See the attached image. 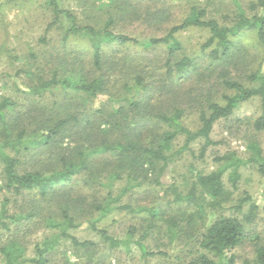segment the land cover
I'll return each mask as SVG.
<instances>
[{"label":"trees","instance_id":"16d2710c","mask_svg":"<svg viewBox=\"0 0 264 264\" xmlns=\"http://www.w3.org/2000/svg\"><path fill=\"white\" fill-rule=\"evenodd\" d=\"M157 1L79 0L81 11L76 13L62 8L59 0H47L53 14L48 29L62 31L63 46L51 78L37 81L28 73L26 83L16 84L25 102H0L4 189L24 200L18 213L10 214L7 199L0 214L5 264H51L62 254L66 258V247L78 264H106L107 249L74 233L93 231L110 251L130 246L134 226L126 239L98 226L115 210L131 208L117 206L118 191L121 196L142 191L150 197L151 206L137 211L148 214L145 233L136 241L147 261L159 255L168 258L147 244L156 230L171 241L185 235L195 239L197 246L187 247L186 264H236V257L228 254L246 242L253 245L255 259L244 264H264V244L250 230L261 205L248 192L236 200L234 192L245 169L255 167L264 174L257 136L264 132V64L249 71L250 53L237 39L251 31L264 45V14L248 15L239 6L234 18L221 23L208 6L194 2L163 37L139 40L116 31L124 20L166 27L173 9ZM255 1L264 10V0ZM192 28L210 35L198 56L189 55L178 36ZM79 41L90 50L72 47ZM136 47L138 51L131 52ZM151 47L166 49L162 67L154 68L144 54ZM234 69L241 75L233 76ZM192 75H199L202 83L207 79L210 87H195V95L181 94L182 83ZM252 100L260 103V115L236 119L251 130L248 158L227 152L215 156L219 167L210 173L190 165L178 182L164 183L187 155L204 160L216 145L215 125L233 119ZM189 109L197 113L196 129L184 122ZM227 172L233 190L226 186ZM227 210L234 212L227 215ZM211 213L217 216L210 219ZM42 230L49 233L30 257L27 239Z\"/></svg>","mask_w":264,"mask_h":264},{"label":"rangeland","instance_id":"374dc122","mask_svg":"<svg viewBox=\"0 0 264 264\" xmlns=\"http://www.w3.org/2000/svg\"><path fill=\"white\" fill-rule=\"evenodd\" d=\"M62 8L71 9L76 13H80L79 0H59ZM159 5L172 8V19L166 24L163 29L143 25L141 23L124 20L123 23H118L116 31L139 40H146L151 37H163L167 32L168 27H172L181 22L189 10V7L194 3H200L202 6H208L214 17L218 18L221 23L226 22L224 19L234 18L238 11V7L242 6L248 15L264 14V10L256 7L255 0H158ZM254 4V5H252ZM53 22V14L48 5L47 0H0V102L4 98H10L19 104L25 101L24 93L17 87L22 83L28 81V73L32 78H51V73L56 64V56L63 50L62 31L57 27L48 29L49 24ZM179 39L182 41L185 51L191 56H198L201 52L202 46L209 38V33L205 30L192 28L181 32ZM44 38L45 40H42ZM238 41L241 45L247 48L248 62L250 63L249 71L258 70L264 64V45H261L254 32H246L239 36ZM75 49L90 50L83 41L72 44ZM110 52L112 47L108 48ZM138 47L131 48V52L138 51ZM31 51L36 57H33ZM144 51V50H143ZM154 65V68L162 67L166 58V49H155L151 47L144 51ZM264 66V65H263ZM165 71V70H163ZM241 75L240 72L233 70V76ZM199 75H192L189 80L183 82L181 94L190 93L195 95V87L206 89L210 87L211 83L206 79L205 82H200ZM35 80V81H36ZM38 81V80H37ZM37 83V82H36ZM156 83V82H155ZM158 83V81H157ZM154 84V83H153ZM204 90H200L201 92ZM102 98L101 100H104ZM261 113L260 103L258 100H252L242 105V108L236 113L231 120H221L215 125L213 132V139L216 143L211 147L204 160H196L192 156L187 155L185 161L179 163L176 169L170 173V177L163 179L164 183L170 184L178 182L180 175L188 171L189 166H194V170H202L210 173L216 170L219 165L214 159L215 156H222L227 152L235 151L240 157L248 158L249 151H247V133L251 134V130L245 124H239L236 119H243L246 117L257 118ZM185 124L191 128L196 129L199 125L197 113L195 109H189L184 118ZM258 139L264 151V132L259 133ZM249 138V137H248ZM181 146L183 139H180ZM3 164L0 160V214L3 211L4 203L9 199L7 209L10 214L18 213L17 208L23 205L24 200L16 199L4 189L2 179ZM224 180L227 188L233 190L231 184L228 182V172L224 175ZM106 193L107 190L104 189ZM119 192V191H118ZM117 195V206L129 205L130 209L115 210L112 215L101 219L98 226L103 229L106 228L110 234L117 239H126L130 227L134 226L136 234L130 246H122L115 250H109L105 246H101L100 236L89 230H77L74 234L80 239H89L97 242L101 249H107L109 253L106 264H186L190 258L189 246H197L195 239L189 240V235L179 236L172 241L168 238L166 233H159L156 230L149 234L147 241L148 246L157 253H166L168 258L157 256L156 258H149L146 260L136 244V241L145 233L146 212H137L140 207L151 206L150 197L146 196V192L137 191L131 195L121 196V192ZM235 199L244 192L252 195L256 201L261 205L259 216L253 226L250 227L252 233H255L264 244V174H261L255 167H249L243 171V177L239 182L238 189L234 190ZM19 202V203H18ZM120 202V203H119ZM119 204V205H118ZM245 212L247 207H245ZM234 212V211H233ZM231 211L226 214L233 213ZM217 215L211 213L210 219H214ZM145 221V222H144ZM87 221H85L84 229L87 228ZM48 231H41L39 233L31 234L27 239L28 255L30 257L34 254V247L40 243ZM1 235V232H0ZM1 247V243H0ZM62 252L65 248L62 247ZM194 250V249H193ZM228 256H235L236 264H244L245 261H253L255 259V250L250 242L235 248L229 252ZM68 259V261L66 260ZM74 252L66 247V258L60 255L57 260L51 264H78ZM0 264H5L4 257L0 252Z\"/></svg>","mask_w":264,"mask_h":264}]
</instances>
